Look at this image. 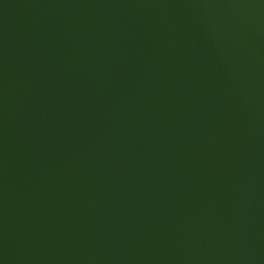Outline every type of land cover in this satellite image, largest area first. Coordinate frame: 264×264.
<instances>
[{
  "label": "water",
  "instance_id": "water-1",
  "mask_svg": "<svg viewBox=\"0 0 264 264\" xmlns=\"http://www.w3.org/2000/svg\"><path fill=\"white\" fill-rule=\"evenodd\" d=\"M0 264H264V0H0Z\"/></svg>",
  "mask_w": 264,
  "mask_h": 264
}]
</instances>
